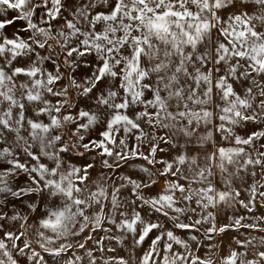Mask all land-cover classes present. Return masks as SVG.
Returning <instances> with one entry per match:
<instances>
[{
  "label": "snow or ice",
  "instance_id": "6c2138e0",
  "mask_svg": "<svg viewBox=\"0 0 264 264\" xmlns=\"http://www.w3.org/2000/svg\"><path fill=\"white\" fill-rule=\"evenodd\" d=\"M261 225L264 0H0V264H264Z\"/></svg>",
  "mask_w": 264,
  "mask_h": 264
}]
</instances>
